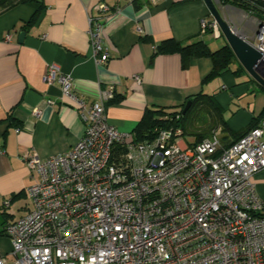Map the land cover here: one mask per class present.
<instances>
[{
	"label": "built area",
	"instance_id": "1",
	"mask_svg": "<svg viewBox=\"0 0 264 264\" xmlns=\"http://www.w3.org/2000/svg\"><path fill=\"white\" fill-rule=\"evenodd\" d=\"M252 1L261 2L247 15L264 75V0ZM97 8L89 36L103 63L110 8ZM208 32L221 36L215 19L202 20ZM46 79L76 101L86 130L65 152L24 156L37 175L27 188L32 208L5 226L11 264H264V203L254 181L264 168V117L230 144L218 130L188 143L179 127L138 141L107 121L113 87L87 108L59 66ZM0 264L9 263L0 256Z\"/></svg>",
	"mask_w": 264,
	"mask_h": 264
},
{
	"label": "crops",
	"instance_id": "2",
	"mask_svg": "<svg viewBox=\"0 0 264 264\" xmlns=\"http://www.w3.org/2000/svg\"><path fill=\"white\" fill-rule=\"evenodd\" d=\"M102 2L110 8L103 22L109 58L98 63L89 28L90 17L102 14L97 8ZM215 2L230 25L252 41L248 11L230 2ZM42 4L39 9L20 2L0 10V256L9 264L13 244L5 226L33 206L27 188L37 174L24 156L36 153L47 158L65 152L86 130L76 101L63 94L58 80L47 81L50 65L70 75L75 95L85 99L87 108L113 87L115 96L106 103L107 121L124 133L134 132L146 108L178 109L201 91L215 100L209 120L220 114L224 123L199 127L192 135L203 131L206 138L218 130L222 141L230 144L264 110V101L253 109L241 102L243 96L264 89L237 58L227 70L207 79L213 69L211 57L184 62L178 51H158L167 39L182 44L203 40L212 50L228 44L222 33L220 37L202 33V20L214 19L204 0H43ZM194 136L188 143L196 141ZM254 181L264 203V168ZM27 200L31 208L24 207Z\"/></svg>",
	"mask_w": 264,
	"mask_h": 264
},
{
	"label": "trees",
	"instance_id": "3",
	"mask_svg": "<svg viewBox=\"0 0 264 264\" xmlns=\"http://www.w3.org/2000/svg\"><path fill=\"white\" fill-rule=\"evenodd\" d=\"M42 1L43 0H0V10L10 8L13 5L20 2L35 5L40 9L42 8L43 5ZM220 1L224 3L227 2L233 3L246 11H255L258 13L259 10H261V7L257 4V3L261 4V2L256 3L255 1L252 0H220ZM158 51L159 52L178 51L182 54L184 62L190 57H202V56L211 57L213 60V69L210 72L207 79H211L221 74L224 70H227L233 63L234 59L236 58L229 44H226L217 50H212L208 46V44L203 40H198L190 44H182L181 42L176 41L175 39H167L158 46ZM252 80L256 82L255 79ZM262 89H264V87H262ZM208 101H212L213 103H208ZM214 101L215 100L210 95L201 91L192 97V105L185 113L183 112V110L186 106V103L181 105V108L178 109L177 108L166 109L164 107H160V108L148 107L145 109L142 120L139 122V124L136 126L134 130L136 140L144 141V140L152 139L155 138V136L162 129H170V128L176 129L178 127L182 129L184 136L186 134V129L182 127L181 122L184 121L188 113L191 112L196 106L199 107L202 106L203 107L202 109H205L207 111L204 113L203 116L200 117L199 122L193 124L191 123L190 132L192 130L194 131L197 130V128L199 127H200L199 130L201 129L205 130L206 128L211 129L217 125V122L224 123L220 114H218L217 117L215 118H211L210 120L208 118L207 113L211 111L213 104H215ZM263 117H264V110L261 118L258 121L257 120L252 121V123L245 130L235 134L236 135L235 140L243 136L250 129L257 126ZM195 134H196V141L194 143L203 140L206 136L205 135L206 133H204L203 131L201 132L199 131Z\"/></svg>",
	"mask_w": 264,
	"mask_h": 264
},
{
	"label": "water",
	"instance_id": "4",
	"mask_svg": "<svg viewBox=\"0 0 264 264\" xmlns=\"http://www.w3.org/2000/svg\"><path fill=\"white\" fill-rule=\"evenodd\" d=\"M211 15L217 21L221 33L226 37L229 46L232 48L235 57L240 61L246 71L255 79L262 87H264V75L258 70V63L262 54L254 46V44L239 35L234 27L223 17L215 0H204ZM24 34L22 33L21 36ZM192 105V100L187 101L183 110L185 113Z\"/></svg>",
	"mask_w": 264,
	"mask_h": 264
},
{
	"label": "rangeland",
	"instance_id": "5",
	"mask_svg": "<svg viewBox=\"0 0 264 264\" xmlns=\"http://www.w3.org/2000/svg\"><path fill=\"white\" fill-rule=\"evenodd\" d=\"M217 2L219 0H216ZM237 33L239 35H241L243 38H247L245 37V34L243 31L241 30H237ZM222 39L226 40V37L223 35ZM258 90V89H257ZM256 90V93L257 94H254V93H249L245 96H243L241 98V102H247L245 105L248 106V104H251V108H255L256 106L257 107H260L261 104L263 103L264 101V93L262 92V90L260 89L259 87V92H257ZM203 107L202 106H196L191 112L188 113V115L186 116V118L184 119L183 122H181L182 124V127H184L186 129V134L184 135V139L187 141V142H190L191 140L195 139V136L191 134L190 130V125L191 123H196V122H199V119L201 116L204 115V113L207 111L205 109H202ZM180 139V137H179ZM25 205L24 207H28V208H31V202L29 200H27L26 202L24 201ZM27 210V209H26Z\"/></svg>",
	"mask_w": 264,
	"mask_h": 264
}]
</instances>
